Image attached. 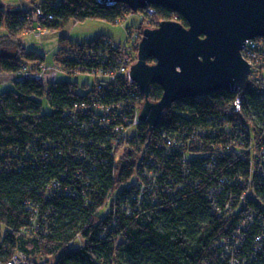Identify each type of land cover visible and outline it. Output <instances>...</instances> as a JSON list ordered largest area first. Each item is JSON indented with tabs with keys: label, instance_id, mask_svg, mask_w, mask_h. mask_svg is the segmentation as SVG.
I'll return each instance as SVG.
<instances>
[{
	"label": "trees",
	"instance_id": "trees-1",
	"mask_svg": "<svg viewBox=\"0 0 264 264\" xmlns=\"http://www.w3.org/2000/svg\"><path fill=\"white\" fill-rule=\"evenodd\" d=\"M29 1L54 16L41 20L52 30L70 19L116 22L134 13L121 2ZM151 8L138 12L146 18L137 29L162 20L188 24L179 12ZM25 29V11L0 6L1 72L45 61L20 42ZM104 37L78 42L63 35L53 59L75 73L69 55ZM257 40L261 73L264 38ZM108 52L120 58L119 49ZM91 81L78 91L66 80H24L0 93V259L21 251L33 264H264V88L251 87L239 110L234 91L175 101L153 131L143 121L113 148L110 129L67 122L66 109L87 99ZM109 86L107 100L131 90L137 107L145 100L128 75ZM162 93L154 83L151 100Z\"/></svg>",
	"mask_w": 264,
	"mask_h": 264
},
{
	"label": "water",
	"instance_id": "water-1",
	"mask_svg": "<svg viewBox=\"0 0 264 264\" xmlns=\"http://www.w3.org/2000/svg\"><path fill=\"white\" fill-rule=\"evenodd\" d=\"M126 4L133 12L150 5L179 12L188 24L162 20L145 27L130 76L144 94L138 116L153 131L175 101L218 91L244 95L251 87L246 41L264 37V0H101ZM161 85L158 101L152 85Z\"/></svg>",
	"mask_w": 264,
	"mask_h": 264
},
{
	"label": "built area",
	"instance_id": "built-area-1",
	"mask_svg": "<svg viewBox=\"0 0 264 264\" xmlns=\"http://www.w3.org/2000/svg\"><path fill=\"white\" fill-rule=\"evenodd\" d=\"M144 9H149V11L153 10L151 5ZM23 11L27 14V20L30 21V31H33L36 35H43L50 32V29L46 27L41 20L54 19L52 14L45 12L41 7L35 6L31 3L29 8L24 9ZM140 15L141 21H143L146 16L144 13H140ZM119 21L120 19L116 20V22ZM142 37L143 30L141 31L137 28H135L134 31L127 29L126 43L117 42L108 36L104 37L100 43L98 42L95 45L80 47L79 49L75 48L76 50L73 51V53H75L74 56L72 54L69 55L75 60L74 63L68 61L72 66L71 71L75 73L85 72L91 76L92 81L90 85L87 83L89 86L85 89L87 99L77 101L71 107L66 109L65 114L66 117H68L67 122L71 125H76L85 131L97 127L110 129L113 134L111 140V146L113 148L118 145L120 138L126 137L133 127H137L143 122L138 116H140L144 101L139 107L136 106L139 102V96L134 90L129 91L126 96H120L116 99L114 98V100L110 98L107 100L105 98L107 94L111 95L112 87H110L109 84L112 82H117L126 75H128L132 82H134L130 76V69L132 64L138 60L139 44ZM261 38L264 37L247 40L246 45L242 50L244 58L252 66V73L250 75L251 87H257L258 91L263 90L258 84V81L260 80L257 78V65L255 64L258 57L257 50L262 48L261 42L257 39ZM109 46L120 50L119 59L113 60V58H111L112 55L108 52ZM87 60H93L94 62L98 61L99 67H90L86 69V67L81 68L78 66L80 62ZM60 72L68 73V71L60 65H57V67H51L45 63L40 65L30 63L24 65L16 72L8 74L13 83L24 80H38L43 85H50L58 80ZM137 89L142 93L138 86ZM245 94H238V98L234 102V106L237 110H239L241 99ZM130 105H133L134 109L128 110V108H131ZM166 140L168 145H173L175 143L174 139L170 136L166 137ZM81 145L86 144L81 143ZM261 239L262 238L259 235L256 237V241L258 242ZM259 248L258 245L255 246L256 250ZM239 263L240 260L231 261V264ZM0 264L33 263L24 252L19 251L9 260L0 259Z\"/></svg>",
	"mask_w": 264,
	"mask_h": 264
},
{
	"label": "rangeland",
	"instance_id": "rangeland-1",
	"mask_svg": "<svg viewBox=\"0 0 264 264\" xmlns=\"http://www.w3.org/2000/svg\"><path fill=\"white\" fill-rule=\"evenodd\" d=\"M27 5V8L30 6L29 0H0V6L6 10L10 11H19ZM141 22V15L137 12L127 14L124 18L120 19L119 22H110L103 19L90 18L84 21L74 22L70 19L65 27H62L60 30L50 29L49 33L43 35H36L33 31L25 29L24 35L20 38V42L29 50L36 51L37 53L45 56V61L43 63L50 65L51 67H57V63L53 59L54 53L60 47V38L63 35H66V31L69 32V36L75 41L86 42L94 39L99 35H105V37L111 36L115 41L120 43H126L127 40V28L131 26L130 30L136 28ZM144 25V24H143ZM145 28V25L143 29ZM0 33H3V30H0ZM42 64V63H40ZM39 64V65H40ZM258 69V67H257ZM260 70V69H259ZM261 72V71H259ZM7 76H4L3 79H7ZM257 78L259 85L264 88V71L257 73ZM59 80L70 81L71 83H76L78 85V91L83 90L82 84L86 81L91 80V76L86 73H65L60 72L58 75ZM7 81L11 82L9 78ZM12 88V85H6L5 87H0V93ZM44 111L48 112L51 110V106L48 104L47 100H43ZM130 132H134L133 129ZM138 163H141V158H138ZM106 212V211H104Z\"/></svg>",
	"mask_w": 264,
	"mask_h": 264
},
{
	"label": "crops",
	"instance_id": "crops-1",
	"mask_svg": "<svg viewBox=\"0 0 264 264\" xmlns=\"http://www.w3.org/2000/svg\"><path fill=\"white\" fill-rule=\"evenodd\" d=\"M24 9H27V5H25V7H23ZM22 10V9H21ZM69 32H67L66 31V36H68L70 39H72L71 38V36H69V34H68ZM73 40V39H72ZM73 41H75V40H73ZM4 76H7L8 78L7 79H9V74L8 73H6V72H1L0 71V87L2 86V87H5L6 85H9V84H11L12 85V87H13V85H14V83L11 81H7V79H3V77Z\"/></svg>",
	"mask_w": 264,
	"mask_h": 264
}]
</instances>
